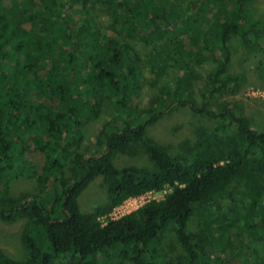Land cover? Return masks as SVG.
Masks as SVG:
<instances>
[{"label":"trees","instance_id":"16d2710c","mask_svg":"<svg viewBox=\"0 0 264 264\" xmlns=\"http://www.w3.org/2000/svg\"><path fill=\"white\" fill-rule=\"evenodd\" d=\"M258 1L0 0V218H26L28 251L19 260L0 249V264H264V129L216 99L245 81L230 72L235 42L262 56L264 82V13L249 9ZM207 63L197 102L193 81ZM145 67L171 81L140 109ZM177 107L216 122L185 155L146 133ZM104 109L113 118L91 152L83 128ZM133 151L148 162L116 164ZM22 176L40 193L13 196ZM98 178L104 200L83 211Z\"/></svg>","mask_w":264,"mask_h":264},{"label":"rangeland","instance_id":"374dc122","mask_svg":"<svg viewBox=\"0 0 264 264\" xmlns=\"http://www.w3.org/2000/svg\"><path fill=\"white\" fill-rule=\"evenodd\" d=\"M249 9L255 16H260L264 13V0H259L253 6H250ZM103 16L100 17L101 24L106 23V19ZM234 46L235 52L230 65V72L243 73L245 81L235 92H226L216 99L218 101L237 103L241 107L242 113L252 120L255 128L264 129V82L261 81L258 73V65L262 56L248 52L236 42ZM148 52L149 46L141 44V53L144 58H146ZM212 67V63H207L196 71L198 75L194 78L197 79L193 81V96L197 102H200V89L204 86L205 78ZM169 76L165 75L156 80L145 67V83L139 92L138 108L144 109L149 106L150 100L159 95V89L162 85L170 83ZM112 118V114L104 109L99 117L89 120L84 125L85 141L83 145L85 149L91 152L98 150L103 142L100 137L103 124ZM215 124V120L202 117L188 107H177L171 113L166 114L157 122L149 125L146 133L158 145L166 148L170 153L185 155L188 153L189 147L197 140L199 133L203 129L213 127ZM115 162L118 166L122 167L133 163L145 164L148 162V158L143 152L137 151L136 153L133 151L128 154H118ZM101 181V178L96 179L80 196L79 202L83 211H90L95 204L104 200L106 195L105 187ZM11 191L13 196H24L25 198V196L31 194H39L41 188L32 178L22 176L12 185ZM166 191H151L143 195V198L139 199L138 202L142 205L150 199H160L165 195ZM129 209V207H123L120 212L123 213L124 211L126 214L135 210L133 208L131 211H128ZM120 212L119 214H121ZM26 224V218L22 215H18L12 221L0 218V249L11 258L21 260L27 256L28 251L24 243ZM167 241L169 243L168 250L176 246L173 234L168 235Z\"/></svg>","mask_w":264,"mask_h":264},{"label":"built area","instance_id":"2783aa9c","mask_svg":"<svg viewBox=\"0 0 264 264\" xmlns=\"http://www.w3.org/2000/svg\"><path fill=\"white\" fill-rule=\"evenodd\" d=\"M151 192V191H149ZM147 192V193H149ZM146 194V193H145ZM145 194H142V195H139V196H135V197H130L128 198L127 200H125L121 205L117 206L113 211L112 213L110 214L109 217H112V218H117V217H120L122 215L125 214V212L123 211V213H121V209L123 207H129L130 209L128 211H131L133 208L135 209L136 207H138L140 205V203L138 202L139 199L143 198V195ZM149 201V200H148ZM141 206V205H140ZM133 211V210H132ZM119 212L121 214H119ZM103 220H107V217H104Z\"/></svg>","mask_w":264,"mask_h":264}]
</instances>
